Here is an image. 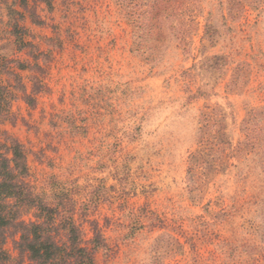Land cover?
<instances>
[{"label":"rangeland","instance_id":"1","mask_svg":"<svg viewBox=\"0 0 264 264\" xmlns=\"http://www.w3.org/2000/svg\"><path fill=\"white\" fill-rule=\"evenodd\" d=\"M157 1L28 0L41 25L16 5L45 52L42 89L34 106L19 92L1 127L78 209L105 190L89 208L110 244L98 264H264V0H193L189 17ZM12 2L0 0L1 62L27 58ZM17 71L31 93L32 72ZM132 210L153 223L137 217L146 227L124 237L115 221Z\"/></svg>","mask_w":264,"mask_h":264},{"label":"trees","instance_id":"2","mask_svg":"<svg viewBox=\"0 0 264 264\" xmlns=\"http://www.w3.org/2000/svg\"><path fill=\"white\" fill-rule=\"evenodd\" d=\"M43 1L51 7L52 0ZM180 1L182 14L189 17L193 0ZM18 4L24 11L30 12L35 24H43L36 15V9L30 8L28 0H13L7 4L8 33L15 38L17 50L23 51L27 58L3 62L0 59V73L13 81L12 84L0 81V264H98V252L109 250L110 244L99 219L90 217L89 208L106 197L105 190L101 193V187L97 186L92 191L91 199L78 209V203L71 197L73 189L65 187L54 177L39 185V178L29 162L33 151L1 127L7 121L14 120L11 107L20 97L19 92L30 106H34L37 100L35 95L42 89L35 70L42 68L40 60L45 57V52L41 50L40 44L28 39V30L21 23L24 14L15 9ZM180 5L172 7L170 0L157 1L153 9H170L168 16L171 17ZM153 25L160 28L158 20ZM181 39H184V35H181ZM48 41L49 44L55 43L54 38H48ZM12 63L14 67L10 66ZM17 69L32 72L30 79L35 85L31 93H28L27 84ZM142 216L148 217L153 223L152 216L135 210L128 215L131 221L135 218V222H115L128 229L124 237H130L146 227L144 222L137 219ZM107 220L110 224L113 222L112 218ZM9 240L13 243V249L7 248Z\"/></svg>","mask_w":264,"mask_h":264}]
</instances>
